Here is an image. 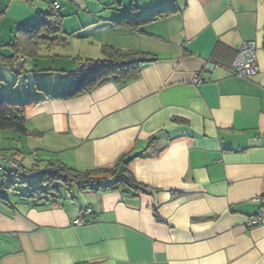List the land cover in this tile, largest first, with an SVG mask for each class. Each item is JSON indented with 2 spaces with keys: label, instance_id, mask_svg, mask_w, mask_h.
I'll return each instance as SVG.
<instances>
[{
  "label": "crops",
  "instance_id": "0c3cea01",
  "mask_svg": "<svg viewBox=\"0 0 264 264\" xmlns=\"http://www.w3.org/2000/svg\"><path fill=\"white\" fill-rule=\"evenodd\" d=\"M47 2L0 0V64L12 54L7 44L17 28L49 10ZM59 3L66 33L103 32L104 46L141 50L154 60L134 77L58 99L46 92L71 85L75 56L72 65L57 55L68 62L60 68L27 58L22 75L44 82L35 78L36 91L10 87L0 96L41 98L25 110L35 137L30 169L111 168L120 156L136 155L129 170L144 190L61 186L55 200L26 193L9 204L0 200L1 264H264V222L247 224L264 207V0ZM165 10L136 28L119 23ZM246 40L258 45L259 73L252 77L232 72ZM195 75L202 81L194 83ZM0 78V86L9 80L3 69ZM3 154L27 169L23 157ZM87 208L91 214L76 223Z\"/></svg>",
  "mask_w": 264,
  "mask_h": 264
},
{
  "label": "trees",
  "instance_id": "16d2710c",
  "mask_svg": "<svg viewBox=\"0 0 264 264\" xmlns=\"http://www.w3.org/2000/svg\"><path fill=\"white\" fill-rule=\"evenodd\" d=\"M49 1V10L37 19L17 28L13 39L7 44L11 48L12 54L1 57L10 68L19 56L24 57L19 70L14 71L18 75L24 73V63L27 58L41 55L42 43L48 44L49 48L62 40L66 41V37L58 35L63 30L64 16L60 13L59 8L53 6L52 0ZM167 12V10L159 11L144 18L122 19L119 23L129 24L136 28L138 24L164 16ZM101 51L103 54L101 58H78L81 62H79L78 68L71 73L73 78L71 85L58 92H46V97L70 99L90 93L110 78L124 79L136 76L139 73L141 64L154 60L149 53L141 50L113 49L103 45ZM2 82L3 79L0 78V84ZM40 99V97H36L26 100H12L8 96H0V128L12 129L24 135L28 134L25 110L27 107L36 104ZM155 141L157 140L154 137L151 139L150 144H155ZM140 155L138 156L140 157ZM135 156L124 154L111 168L84 171L72 168L64 163L52 164L50 168L39 170L36 175H31L38 179L37 186L33 187L27 178L24 180L29 185V189L23 196L38 197L40 199L51 196L55 200L61 197V186L66 187L68 190L72 186H77L80 191L113 188L144 190L143 185L129 170V164ZM11 169V173H18L13 167ZM29 170L35 171L33 169ZM9 174V171L6 170L4 181ZM24 176L30 177L29 175ZM4 181L0 187V200L9 204V199L3 192V188L6 186ZM10 182L9 186L12 187L14 181Z\"/></svg>",
  "mask_w": 264,
  "mask_h": 264
},
{
  "label": "rangeland",
  "instance_id": "374dc122",
  "mask_svg": "<svg viewBox=\"0 0 264 264\" xmlns=\"http://www.w3.org/2000/svg\"><path fill=\"white\" fill-rule=\"evenodd\" d=\"M26 2H30L32 3L35 0H24ZM38 1V0H36ZM42 3H48L47 0H41ZM68 18V17H67ZM64 19V17H63ZM74 24H76L75 20H72ZM6 22H4L3 24V30H7L5 25ZM8 31V30H7ZM110 33V32H109ZM58 35H62L66 37V41H60L58 43H56L54 46H51V48H48V44L46 43H42V51H41V55L43 53H45L47 51V54L49 55L47 56H38V58L41 59H47L50 61V68L52 67H56V68H60V66L66 65V61H64L63 57L65 56L67 60L71 61L72 65H74V60L73 57L75 58L77 64L79 65V62H81V60L79 61L78 58H101L102 57V51L101 48L103 46L104 42H100L98 39L99 38H104V35H106L105 33L101 32L98 35H88L85 37L79 36V35H75L73 33V31L71 33H66L64 30H62L61 33H58ZM4 36V34L2 35ZM48 48V49H47ZM61 55L62 56H57V55ZM68 57V58H67ZM29 60L31 58H28ZM50 59H55V60H50ZM63 59V60H62ZM0 69L5 70L7 76L9 77V80L7 81V83H3L0 86V91L1 90H7L10 87H15L17 91H19L21 89V91L23 89H27L28 91H36L35 90V78H37V82H44V78L45 76H41L38 74L37 77H33L32 75H30V73H27L28 75H30L27 79H25L24 75L20 74L18 75L16 72H14L9 66H6L4 64H0ZM60 72V71H58ZM55 73V72H52ZM51 77V76H50ZM40 84V83H39ZM38 88V87H36ZM35 137L29 135V134H20L12 129H1L0 128V152L3 153H16L17 156H19V158L21 159L22 157V161L24 163V166L27 169L31 168V163L32 161H35L34 158L32 157V153L34 151V149L31 146V144L33 143V139ZM16 156V157H17ZM21 156V157H20ZM18 158V157H17ZM0 164H2L5 167L4 173L7 171H9V178H8V185H9V181H14V185L13 188H5V194L8 196V198L11 201L14 200H20V198H22V194H25L26 191L29 189V185L24 182V180L27 178V180H29V182L31 183V185L33 187L37 186L38 184V179L36 177H26L20 173H15V172H10L12 169L11 167L8 165V163L4 160H0ZM74 191H67V197L72 198ZM76 192V191H75ZM3 236V235H1ZM5 237V236H4ZM2 238V237H0ZM0 254H2V252L0 251ZM1 264V262H0Z\"/></svg>",
  "mask_w": 264,
  "mask_h": 264
},
{
  "label": "built area",
  "instance_id": "2783aa9c",
  "mask_svg": "<svg viewBox=\"0 0 264 264\" xmlns=\"http://www.w3.org/2000/svg\"><path fill=\"white\" fill-rule=\"evenodd\" d=\"M52 4L55 8L60 7L59 0H52ZM257 42L254 40H246L242 43L241 47L238 50L236 58L232 63V72L235 75L240 77H252L256 76L259 73V65H258V58H257ZM24 61L23 56H19L11 65L13 71H18L20 64ZM194 83H199L202 79L195 75L192 79ZM0 159H6L9 164L18 172L24 175L33 176L37 174V171H30L22 167L19 164V161L16 160L14 157H7L3 153L0 152ZM4 181V169L0 166V187ZM91 214V209H85L81 215L75 220L76 223L81 224L83 218L86 215ZM264 222V207L260 209V211L254 215L253 217L249 218L247 224L249 226H257Z\"/></svg>",
  "mask_w": 264,
  "mask_h": 264
}]
</instances>
